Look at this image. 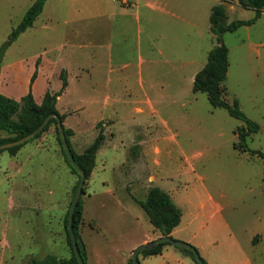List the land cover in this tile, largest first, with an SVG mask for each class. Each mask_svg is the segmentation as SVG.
Wrapping results in <instances>:
<instances>
[{
    "label": "rangeland",
    "instance_id": "rangeland-1",
    "mask_svg": "<svg viewBox=\"0 0 264 264\" xmlns=\"http://www.w3.org/2000/svg\"><path fill=\"white\" fill-rule=\"evenodd\" d=\"M35 1L0 0V49ZM149 1L156 0H128L132 12H140L141 55L145 58L152 52V40L154 52L162 49L166 62L138 63L136 26L128 53L133 63L127 71L128 102L103 98L78 102L77 95L63 101L72 110L86 107L84 113L71 118L83 131V148L101 131L106 137L97 169L85 187V194L92 197H82L88 203L87 218L95 220L80 233L86 264H129L146 233V243L161 237L138 205L154 186L167 191L183 212L171 238L193 246L205 264H264V157L260 155L264 154V12L254 24L223 35L230 61L224 82L226 100L230 104L237 100L243 113L260 126L246 140L249 150L258 152L253 154L234 148L239 141L236 130L246 123L226 109H214L207 94L193 91L194 75L206 66L216 43L210 31L212 7L222 0H157L165 10L163 16L148 9L145 3ZM236 1L225 5L228 24L255 18V10L236 5ZM66 5L63 0H52L33 27L6 50L0 76L4 96L21 102L30 92L39 96L46 89L52 94L61 91L62 86L55 90L53 78L52 86H42V91L34 90L33 82L39 72L37 59L62 43L61 34L68 29L64 25ZM52 13L53 25L46 22ZM45 23L55 30L46 29ZM96 78L103 80L102 69ZM5 137L0 131V139ZM36 141L49 148L52 156L47 155V168L54 171L43 177L34 170V178L20 180L32 186L29 194H43L44 210L40 212L36 195L17 198V206L9 207L12 183L5 172L12 159L6 151L0 154V264H32V259L45 255L72 257L64 223L78 176L65 161L54 126ZM58 160L62 169L74 174V187L63 211L69 175L58 168ZM122 174L124 178L134 175L139 185L131 186ZM182 249L168 245L162 255L140 254L139 261L196 264Z\"/></svg>",
    "mask_w": 264,
    "mask_h": 264
},
{
    "label": "crops",
    "instance_id": "crops-1",
    "mask_svg": "<svg viewBox=\"0 0 264 264\" xmlns=\"http://www.w3.org/2000/svg\"><path fill=\"white\" fill-rule=\"evenodd\" d=\"M51 1L52 0H47L43 12L40 15H42L46 11L47 5L51 3ZM63 1H65L67 4V12L66 19L64 20V25H66L68 29L67 31L63 30L61 34L62 43L53 45L54 47L46 51V56L44 58L40 57L37 59L39 62V72L37 73V76H35L33 87L34 90L42 91V86H52L51 79L53 78L54 80L56 79L55 90L59 91L60 86H62L61 75L63 72H65L68 86L63 91V94L58 97L56 107L58 112L65 117L63 122L65 128L73 132L72 136L70 137V143L73 150L77 153L79 152L78 154H80V152H83L92 143L83 148V146L81 145L82 139L80 135L83 131H81L79 125L75 124L71 120V118L73 117V115H81L82 113H84L86 107L81 106L80 108H77V111L72 110L70 107H68L70 105L68 102L66 105L63 104L65 98L72 95H77L76 100H78V102L79 100L93 101V99L95 98H103L106 102H128L127 71L133 66L131 57H128V53L132 51L131 40L133 39L131 37L133 36V32L135 31L136 26H138V34L136 38V46L139 53V56L137 58L138 63L140 65H143L144 63H149L152 65L164 63L166 62V57H163L164 53L162 49H158L156 53L154 52L156 50V45L152 40L150 42L153 43L154 49L152 50V52H149L147 57H142L140 12L138 11L137 14H134L132 12L133 6L130 7L128 0ZM228 1L230 0H222L220 4L226 5ZM145 4L148 5V9L157 11V13H160L161 16L165 14V10L158 6V4H161L159 3V1H149ZM236 5H239L237 1ZM263 12L264 9L262 10V13ZM53 17H55L54 13L47 17L46 22H49L53 25ZM38 19H36V21ZM146 20L148 21L147 18ZM49 23H45V28L54 31L55 29L52 26L50 27L51 24L49 25ZM101 69L104 72V78L103 80H98L96 78L97 70ZM118 72L121 73V76H113V74ZM195 76L196 74L194 75V79ZM99 82L102 83L99 84ZM101 85L104 87L100 88L99 86ZM1 89L2 88L0 81V92ZM46 91L47 89L39 94V96L34 95V98L37 102H40L42 100L43 96L47 93ZM137 111L143 112L144 110L142 108H138ZM111 135L112 137H114L115 134L112 132ZM26 145L19 150L17 156L11 157L12 161L8 162V166L10 168H8L5 172L6 177L10 179V181H7H9V183H12V193L8 196V200L12 204H10L9 207L13 209L17 206L16 203L19 202L17 198H22L24 196L26 197L27 195H36V198L38 197V200H40L41 202V204L39 206L37 205L38 207L36 208L37 211L40 212L44 210V201L42 198L43 194H36V192L34 194H29L31 193V191H33L32 186L26 184L25 182H22L20 179L26 181L29 179V177L34 178V170L35 172L36 170H38L40 172V175L41 173L44 174L43 177L49 172H53V168H47V162L48 160H50L48 159L47 155L52 156V154L49 151V148L47 149L44 142L34 141L30 144L29 147ZM101 149L102 147L100 148L97 156L101 153ZM97 156L96 166L90 178L94 176V173L97 169ZM35 157H37L36 160L34 159ZM57 164L60 170L65 171V175H69V179L65 188L66 193L64 197V204L62 207L63 211L74 187V174L69 170L67 171L66 169H62L59 160ZM122 177V180L129 181V184H131V186L139 185V183H137L138 179L134 178V175H131V178H124L122 174ZM90 178L88 179L87 184ZM15 179L18 183L14 182ZM150 180H153V177L150 176ZM36 185L38 186L39 184L36 183ZM49 194H53L52 188H49ZM146 194L147 192L144 195ZM83 196L90 198L92 197V194H84ZM87 209L88 203L84 201V219L80 227V233L83 232L87 224H94L95 222V220L87 218ZM44 227L47 228L46 225H44ZM176 229L172 232V236L177 232ZM148 238L149 233H146L137 242V248L144 243L146 244Z\"/></svg>",
    "mask_w": 264,
    "mask_h": 264
},
{
    "label": "trees",
    "instance_id": "trees-1",
    "mask_svg": "<svg viewBox=\"0 0 264 264\" xmlns=\"http://www.w3.org/2000/svg\"><path fill=\"white\" fill-rule=\"evenodd\" d=\"M47 0H36L30 8L26 11L24 18L20 24L13 29L9 36L8 41L0 49V75L2 72V61L6 50L18 40V38L30 29L36 19L43 12L44 6ZM240 6L246 9H253L256 11V16L250 21H235L230 24L227 23V10L224 4H219L214 6L212 13L210 15V31L216 36V43L208 53V61L206 66L199 71L194 79L193 91L194 93H205L208 96L209 102L214 109L222 108L228 110L229 114L239 120H243L246 123L245 127H239L236 130L239 141L234 144L235 149L250 151L246 140L247 138L260 131V126L250 120L241 110L239 102L234 100L233 104H230L226 100L227 89L224 86V82L227 80L230 61H229V49L223 43V35L225 33L236 32L240 27L252 25L260 18L262 10L264 9V0H237ZM62 79V89L60 92L52 94L47 92L40 102H37L34 95L30 92L28 95L21 99V102L16 101L12 98L4 96L0 92V131H3L8 135V137L0 139V145L15 142L24 138L25 136L36 131L45 121V119L51 115H58L62 122H64L65 117L61 115L56 107L57 99L63 91L68 86V81L65 72L61 75ZM52 126L55 127V133L57 140L61 147L62 153L64 155L65 161L72 170L74 174L78 176V182L73 190L72 201L70 203L68 212L65 217V229L67 233V240L72 250V257L70 259H59L53 255H47L44 258H34L32 259V264H79L75 256L70 233L68 230V219L70 214L71 205L75 197L77 188L79 186L81 177L76 169L70 164L69 159L64 151L63 144L61 142V137L58 128V121L56 118H52L48 125L43 129L41 133L35 136L30 141L22 144L20 146L12 147L9 149L0 150V154L4 151L8 152L11 157L17 156L19 150L30 142H34L44 133H46ZM65 134L67 137L68 144L75 157L77 164L85 172L87 179L86 183L79 200L74 222L73 229L76 238L79 241V247L81 250L82 257L86 264L84 245L82 244L81 234L79 228L83 222V201L82 196L85 194V187L87 181L90 178L95 166H96V156L105 142V135L101 131L96 138V140L88 146L82 153L78 154L75 152L70 143V137L73 132L65 128ZM253 154L258 152L250 151ZM264 157V154L260 153ZM138 204L145 211L151 225L155 230L160 232L162 237H172V232L181 224L183 218L182 210L175 204L171 195L165 190L159 187H151L144 200L138 201ZM172 245L170 243H161L150 250L142 251L140 254L150 257L161 255L164 251V247ZM189 253L195 260L193 252L190 250L182 249ZM139 254V255H140ZM139 258V257H138ZM195 263L198 264L195 260ZM129 264H133L132 258Z\"/></svg>",
    "mask_w": 264,
    "mask_h": 264
},
{
    "label": "water",
    "instance_id": "water-1",
    "mask_svg": "<svg viewBox=\"0 0 264 264\" xmlns=\"http://www.w3.org/2000/svg\"><path fill=\"white\" fill-rule=\"evenodd\" d=\"M52 118H56L58 121V128H59V133H60V137H61V142L63 144V148H64V151H65V153L69 159V162L73 166V168L76 169V171L79 173V175L81 177L79 186L77 188V191H76V194H75V197L73 199L71 209H70V214H69V219H68V230H69L71 241H72V247H73L75 256L78 260V263L79 264H85L84 259H83L82 254H81L80 247H79V241L76 238V235H75V232L73 229V222H74L75 212H76L79 200L81 198V195H82L85 183H86L87 176H86L85 172L77 164L75 157L72 154V151H71L70 146H69L68 141H67V137H66L65 130H64V125H63L61 118L56 114L49 115L45 119L43 124L36 131H34L33 133L25 136L24 138H22L20 140L15 141V142L0 145V150L20 146V145L25 144L26 142L30 141L31 139H33L35 136H37L39 133H41L43 131V129L48 125V123L50 122V120ZM161 243H170L176 247L183 248L186 250H190L191 252H193L195 260L198 264H205V262L202 260L199 253L197 252V250L193 246H191L187 243H184V242L174 240L171 237H160V238H158V239H156L150 243L143 244V245L139 246L138 248H136L134 250L133 256H132L133 264H141L138 257L142 251L150 250V249L154 248L155 246H157Z\"/></svg>",
    "mask_w": 264,
    "mask_h": 264
}]
</instances>
